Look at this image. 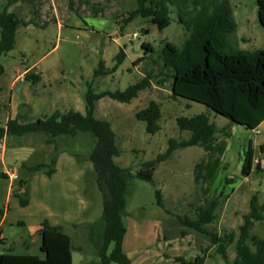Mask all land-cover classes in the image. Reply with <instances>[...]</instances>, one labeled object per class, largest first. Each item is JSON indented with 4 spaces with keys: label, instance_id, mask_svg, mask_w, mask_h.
Returning <instances> with one entry per match:
<instances>
[{
    "label": "rangeland",
    "instance_id": "1",
    "mask_svg": "<svg viewBox=\"0 0 264 264\" xmlns=\"http://www.w3.org/2000/svg\"><path fill=\"white\" fill-rule=\"evenodd\" d=\"M74 2L73 9L70 0H19L9 7V11L38 25L20 26L15 48L0 57L5 69L0 78V126L6 128L8 118L34 121L56 110L75 109L85 113L89 85L97 92L124 90L151 70L152 86L140 91L132 102H119L110 97L98 101L95 114L111 122L122 149V154L115 158L116 162L131 167L136 173L144 161L166 151L169 138L187 137L176 124V117L180 114L205 113L219 127L231 123L233 137L220 135L221 140L226 139L228 143L223 155L225 168L209 192V196L223 193L227 200L218 210L217 221L206 227L218 235L233 231L236 236L244 222V214L249 211L252 196L257 194L259 202L264 201V168L249 177L241 173L243 156L250 142L256 150L255 164L260 160L264 166V155L260 151V145L264 144V123L259 132L246 129L201 102L173 98L172 79L158 83L164 75L152 62L157 52L134 64L144 53L143 42L151 43L158 52L166 41L177 45L183 43L188 31L179 22L177 7H172L171 23L163 30L141 17L120 30L115 19L123 25L122 18L136 7L135 0ZM230 2L237 32L229 36L227 50L264 48V27L259 20L257 0ZM6 3V0H0V11ZM96 7L102 10L95 13ZM145 28L150 32L144 33ZM122 48L126 57L118 69L112 74L96 77L94 71L100 61L104 60L106 66L112 68ZM27 68L40 71L42 80L37 84L27 81L24 75H20ZM37 94L43 104L32 113L27 101H32ZM39 99L35 98L34 103ZM152 100L159 102L163 109L161 130L154 134L148 133L146 123L135 117L136 112ZM18 101L21 104L14 105ZM46 139L44 132H32L20 136L7 133L0 140V154H3L0 156V172L7 167L14 175L12 181L0 176V231L2 228L9 237L7 246H1L0 250L15 245L17 253L44 257L40 248L41 236L32 237L30 232L48 218L51 223L62 225L71 235L74 264H97L104 226L103 197L90 160L96 139L88 132H79L75 136L59 135L52 144ZM204 157L206 152L200 146L180 148L157 165L152 181L137 177L130 180L123 219L127 228L125 252L133 264H173L174 257L194 259L206 247H210L206 264H227L209 235L183 226L175 216L194 215L196 205L206 197L203 189L207 184H197L194 179V167ZM53 158H56L54 163ZM39 164L46 167L34 169ZM52 167L57 172L47 174L45 170ZM27 179L29 204L23 206L17 194H23ZM157 190L161 192L164 207L158 203ZM68 222L73 225L69 227ZM252 232L264 236V224L257 222ZM25 241L28 245L24 244ZM228 251L229 261L233 262L234 245H230Z\"/></svg>",
    "mask_w": 264,
    "mask_h": 264
},
{
    "label": "trees",
    "instance_id": "2",
    "mask_svg": "<svg viewBox=\"0 0 264 264\" xmlns=\"http://www.w3.org/2000/svg\"><path fill=\"white\" fill-rule=\"evenodd\" d=\"M6 1L0 11V57L15 48L20 26L32 23L38 25L35 21H26L15 12L9 11V7L19 0ZM257 2L259 20L264 27V0ZM135 3L136 7L127 11V15L122 18L123 25L120 20L115 19L120 30L138 17L151 20L163 30L171 23L172 7H177L179 22L188 31V36L181 45L166 41L159 52L151 43L143 42L144 53L134 64H139L149 54L157 52V57L153 58L152 62L158 66L159 73L164 75L158 83L163 84L171 78L173 98L201 102L232 123L257 130L264 122V48L254 51L227 50L230 45L229 36L237 32V22L230 0H135ZM74 5V0H70L72 9ZM101 10V7H96L94 12ZM143 32L147 34L150 31L145 28ZM125 57L126 52L122 48L112 68L107 67L105 61L101 60L94 75L98 77L114 73ZM4 73L5 69L0 61V78ZM24 76L32 84L42 80V75L33 69L28 70ZM152 80L153 72L150 70L142 79L124 90L107 89L97 92L89 85L85 95V113L70 109L65 112L56 110L46 118L34 121H24L21 117L8 118L6 128L0 126V140L4 139L7 133L20 136L32 132H44L50 144L56 142L57 136L64 134L75 136L79 132H88L95 137L90 160L95 170V181L103 197L104 226L97 264H133L123 246L127 232L123 217L128 203L130 180L137 177L152 181L157 165L169 159L177 149L200 146L205 150L206 157L196 163L194 179L197 184H207L203 189L206 197L202 203L196 205L194 215L175 216L183 226L209 235L212 244L217 247V252L227 264H264V236L252 232L257 222L264 224V201L259 202L257 194L252 196L249 211L244 214V222L236 236L233 231L218 235L206 227L217 221L218 210L227 200L223 193L209 196V192L220 171L225 168L223 155L228 143L226 139L221 140L220 135L225 138L232 137L231 123L219 127L215 122H211L205 113L193 116L180 114L176 117V124L187 137L169 138L166 151L159 153L154 159L144 161L136 173H133L131 167L116 162L115 158L122 154V149L117 143V135L111 122L96 116L98 101L110 97L119 102L130 103L138 97L140 91L152 86ZM135 117L146 123L148 133H157L161 130L162 105L152 100L148 106L138 110ZM260 151L264 155V144L260 145ZM255 158L256 150L250 142L244 153L241 168L243 176L249 177L254 171H263L260 160L255 164ZM55 161L56 158H53V163ZM44 167L46 165L39 164L34 169L42 170ZM45 172L52 175L55 167ZM0 176L8 178L4 172H0ZM28 189L26 187L23 194H17L23 206L29 203ZM156 193L159 205L164 207L161 192L157 190ZM39 234L44 257L17 253L12 246L0 255V264H73L72 238L62 227L53 226L45 220ZM1 242L3 238L0 239ZM233 243H236V254L233 262H230L228 247ZM209 248L201 249V253L194 259L176 256L173 264H205Z\"/></svg>",
    "mask_w": 264,
    "mask_h": 264
},
{
    "label": "crops",
    "instance_id": "3",
    "mask_svg": "<svg viewBox=\"0 0 264 264\" xmlns=\"http://www.w3.org/2000/svg\"><path fill=\"white\" fill-rule=\"evenodd\" d=\"M30 68H27L23 73L21 72L20 73V75H25V73L29 70ZM37 73H40L41 74V72L40 71H37ZM19 76V75H18ZM17 76V77H18ZM16 77V78H17ZM35 97L33 98V100H35V98H37V99H39L38 100V102L35 104L34 103V101L32 100V101H27L29 104H30V106H31V109H32V113H35L36 111H37V108L38 107H40L42 104H43V99H41V96H40V94H37V95H34ZM15 98V97H14ZM15 104H18V105H20L21 104V101H18V102H16V103H14V105ZM13 109H14V107H13ZM30 115H31V113H30ZM51 115V114H50ZM47 116H49V115H43V117H40V118H45V117H47ZM264 122H262L261 124H260V126L263 124ZM260 126L258 127V129L257 130H255V131H259L260 130ZM232 137H233V135H232ZM231 137V138H232ZM228 146V145H227ZM263 160V163H264V158H262ZM243 160H244V156H243ZM262 168H264V166L262 165L261 166ZM57 172V170H55V172L53 173V174H55ZM4 173H7V175L9 176V173H11L10 171H9V169L7 168V167H5V169H4ZM9 179V178H8ZM25 186L26 187H29V182H28V179H27V182L25 183ZM23 188V187H22ZM29 204V203H28ZM27 204V205H28ZM45 220H48V218L47 219H45ZM44 220V221H45ZM43 221V222H44ZM49 221V223L51 224V225H53V226H60V227H62V229H63V231L65 232V230H64V227L62 226V225H60L59 223H51V221L50 220H48ZM43 222L42 223H40L39 225H35L34 226V228H33V230L30 232V236H32V237H34L35 235H38L39 234V231H40V229L42 228V224H43ZM23 222H19L18 224L19 225H23L22 224ZM69 223V227L71 226V225H73V223H71V222H68ZM158 225L159 224H161V222H159V223H157ZM2 232V233H1ZM65 233H67V232H65ZM134 233H135V231H134ZM137 233V232H136ZM0 234H1V236H2V238H3V242H1L0 243V247L1 246H3V245H6L7 246V244L9 243V237L7 236V234H6V232H5V230H2V228H1V231H0ZM68 234V233H67ZM40 235V234H39ZM69 235V234H68ZM126 235L127 234H125V237H124V239H126ZM71 236V235H70ZM72 238V237H71ZM27 241V240H26ZM24 242V244L25 245H28L27 244V242ZM124 244H125V240H124ZM124 244H123V246H124ZM235 244L236 243H233V244H231V245H234V247H235ZM14 245V244H13ZM72 245H74L73 244V239H72ZM15 246V245H14ZM5 247V246H4ZM10 247H12V245L11 246H9L7 249L6 248H3L2 250H0V255L1 254H3L4 252H6ZM16 247V246H15ZM74 247V246H73ZM124 250H125V246H124ZM126 251V250H125ZM73 254V253H72ZM209 255V254H208ZM208 258H210V255L208 256ZM207 258V259H208ZM206 262H207V260H206ZM206 262H205V264H206ZM86 263V262H85ZM73 264H74V257H73Z\"/></svg>",
    "mask_w": 264,
    "mask_h": 264
},
{
    "label": "built area",
    "instance_id": "4",
    "mask_svg": "<svg viewBox=\"0 0 264 264\" xmlns=\"http://www.w3.org/2000/svg\"><path fill=\"white\" fill-rule=\"evenodd\" d=\"M138 34V33H137ZM259 132V131H258ZM0 156H2L3 157V154L1 153L0 154ZM8 178H9V180H13L14 179V175H13V173H9V176H8ZM2 238V236H1V234H0V239Z\"/></svg>",
    "mask_w": 264,
    "mask_h": 264
}]
</instances>
